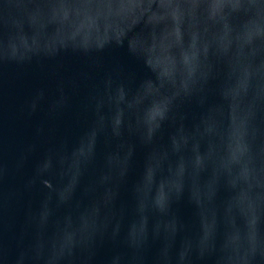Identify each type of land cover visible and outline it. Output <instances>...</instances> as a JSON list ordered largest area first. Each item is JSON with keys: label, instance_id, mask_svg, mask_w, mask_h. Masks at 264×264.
I'll list each match as a JSON object with an SVG mask.
<instances>
[{"label": "water", "instance_id": "95a60500", "mask_svg": "<svg viewBox=\"0 0 264 264\" xmlns=\"http://www.w3.org/2000/svg\"><path fill=\"white\" fill-rule=\"evenodd\" d=\"M0 264H264V0H0Z\"/></svg>", "mask_w": 264, "mask_h": 264}]
</instances>
